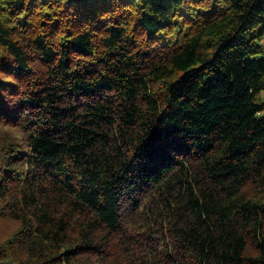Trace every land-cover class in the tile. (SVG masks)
<instances>
[{"label": "trees", "instance_id": "1", "mask_svg": "<svg viewBox=\"0 0 264 264\" xmlns=\"http://www.w3.org/2000/svg\"><path fill=\"white\" fill-rule=\"evenodd\" d=\"M0 264H264V0H0Z\"/></svg>", "mask_w": 264, "mask_h": 264}]
</instances>
